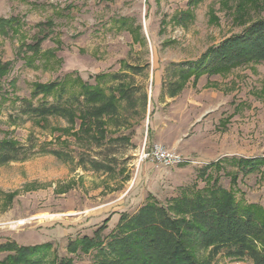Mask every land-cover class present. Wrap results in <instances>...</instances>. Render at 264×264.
<instances>
[{
  "label": "rangeland",
  "instance_id": "rangeland-1",
  "mask_svg": "<svg viewBox=\"0 0 264 264\" xmlns=\"http://www.w3.org/2000/svg\"><path fill=\"white\" fill-rule=\"evenodd\" d=\"M263 15L264 0H0V19L13 22L0 33V141L34 146L29 158L0 167V244L48 243V259L97 264L95 251L72 255L68 242L92 237L110 218L105 238L148 198L164 203L214 180L264 212V166L241 174L228 160L264 157V62L189 79L173 98L162 94L184 64ZM102 74L107 94L120 84L133 90L131 104L104 122L103 142L82 138L79 122L18 117L17 100L35 102V85L59 82L79 92ZM152 144L181 162L144 160ZM90 161L101 164L98 171ZM214 162L217 170L204 169Z\"/></svg>",
  "mask_w": 264,
  "mask_h": 264
},
{
  "label": "trees",
  "instance_id": "trees-1",
  "mask_svg": "<svg viewBox=\"0 0 264 264\" xmlns=\"http://www.w3.org/2000/svg\"><path fill=\"white\" fill-rule=\"evenodd\" d=\"M11 20L0 19V33L7 34ZM264 62V15L246 26L241 33L209 47L196 61L184 64L174 75V82L162 85V94L173 98L189 79L214 76L234 68ZM134 70V68H130ZM108 77V76H107ZM117 79L118 76H114ZM105 75H97L95 85L82 84L79 92L63 84H37L31 98L20 103L18 117L32 120L60 118L73 126L79 122V134L89 141L105 140L104 122L116 120L121 103L130 105L133 90L117 86L108 94L100 86ZM16 102V101H15ZM13 118V116H11ZM34 146H22L10 140L0 141V167L19 162L34 154ZM58 159L72 160L59 150H39ZM241 174H250L264 166V157L228 159ZM78 165L84 163L78 156ZM93 171L101 164L90 161ZM219 162L210 163L209 168ZM110 218L93 232L68 242L69 254L95 251L97 264H215L217 257L250 264H264V212L258 206L242 205L234 194L214 180L192 195L180 194L164 203L148 198L133 213H123L111 233L102 238ZM48 243L18 246L0 244L6 253L0 264H74L71 258L52 256Z\"/></svg>",
  "mask_w": 264,
  "mask_h": 264
},
{
  "label": "built area",
  "instance_id": "built-area-1",
  "mask_svg": "<svg viewBox=\"0 0 264 264\" xmlns=\"http://www.w3.org/2000/svg\"><path fill=\"white\" fill-rule=\"evenodd\" d=\"M142 158L164 167H172L181 162L178 156L169 153L164 147L158 144H152L146 150L143 149Z\"/></svg>",
  "mask_w": 264,
  "mask_h": 264
},
{
  "label": "bare ground",
  "instance_id": "bare-ground-1",
  "mask_svg": "<svg viewBox=\"0 0 264 264\" xmlns=\"http://www.w3.org/2000/svg\"><path fill=\"white\" fill-rule=\"evenodd\" d=\"M17 225V224H16Z\"/></svg>",
  "mask_w": 264,
  "mask_h": 264
}]
</instances>
